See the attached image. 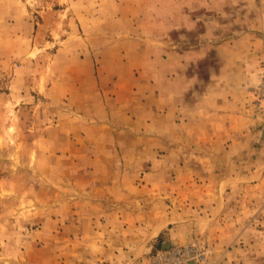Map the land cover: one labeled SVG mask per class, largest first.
Segmentation results:
<instances>
[{
    "label": "rangeland",
    "instance_id": "obj_1",
    "mask_svg": "<svg viewBox=\"0 0 264 264\" xmlns=\"http://www.w3.org/2000/svg\"><path fill=\"white\" fill-rule=\"evenodd\" d=\"M263 53L264 0H0V264H264Z\"/></svg>",
    "mask_w": 264,
    "mask_h": 264
},
{
    "label": "built area",
    "instance_id": "obj_2",
    "mask_svg": "<svg viewBox=\"0 0 264 264\" xmlns=\"http://www.w3.org/2000/svg\"><path fill=\"white\" fill-rule=\"evenodd\" d=\"M261 81L256 88V103L264 110V53L261 60ZM151 264H218L213 263L200 248L192 244L172 246L159 251Z\"/></svg>",
    "mask_w": 264,
    "mask_h": 264
},
{
    "label": "crops",
    "instance_id": "obj_3",
    "mask_svg": "<svg viewBox=\"0 0 264 264\" xmlns=\"http://www.w3.org/2000/svg\"><path fill=\"white\" fill-rule=\"evenodd\" d=\"M217 89L219 90H216L214 93L212 92V90H210V88L208 87H205L202 89V91H200V89H197L193 92V97L192 99H190V101H187L189 104H195L196 106H199L200 104H203L204 105V108L205 109H208L209 111H211V99L212 97L214 98H219V103L216 104V106L220 107L219 108V111L221 112H218L217 115L218 117L216 118V120H221V119H226L227 118V114L226 116L224 117V113H226V110H227V101H228V94H227V88L224 87L223 85H220V87H218ZM202 92V94H200ZM212 94H214L212 96ZM216 95V96H215ZM177 100H178V103H179V100H180V96L178 95L177 96ZM221 107H223L221 109ZM217 109V108H216ZM207 110V111H208ZM206 117H212L211 119L210 118H207L208 120H213V116H212V112H209V114H207ZM212 121H209V123H211ZM220 130H218V132L216 133L215 135V139H217L219 137V140L222 138V136L220 135L221 133L219 132ZM198 135V133H197ZM199 136H203L204 138L205 137H209L210 135L209 134H199ZM232 140L231 141H237V138L235 137H232L231 138ZM224 140V139H223ZM234 145V144H233ZM233 145H229L230 148L233 146ZM223 146V145H222ZM225 147L224 146V149L223 151L225 150Z\"/></svg>",
    "mask_w": 264,
    "mask_h": 264
}]
</instances>
